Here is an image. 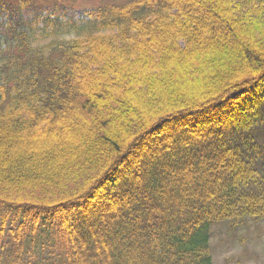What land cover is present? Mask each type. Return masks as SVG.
I'll use <instances>...</instances> for the list:
<instances>
[{
    "label": "trees",
    "instance_id": "obj_1",
    "mask_svg": "<svg viewBox=\"0 0 264 264\" xmlns=\"http://www.w3.org/2000/svg\"><path fill=\"white\" fill-rule=\"evenodd\" d=\"M66 1L0 0V264H214L264 220V0H123L26 58Z\"/></svg>",
    "mask_w": 264,
    "mask_h": 264
},
{
    "label": "rangeland",
    "instance_id": "obj_2",
    "mask_svg": "<svg viewBox=\"0 0 264 264\" xmlns=\"http://www.w3.org/2000/svg\"><path fill=\"white\" fill-rule=\"evenodd\" d=\"M123 0H69L52 13L49 23H40L39 29L31 31L28 39L26 58H56L55 47L74 39H83L87 34H99L90 24V19H80L83 13L104 7L121 4ZM242 11L251 9L244 1L237 0ZM107 29L100 33H111ZM23 55L20 50L11 49L8 55ZM24 59V58H23ZM214 264H264V220L247 219L240 224L229 222L214 227L211 240Z\"/></svg>",
    "mask_w": 264,
    "mask_h": 264
}]
</instances>
